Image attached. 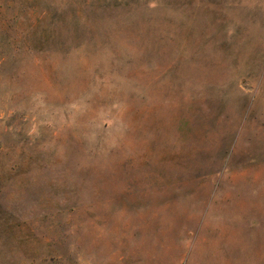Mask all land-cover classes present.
Segmentation results:
<instances>
[{"label":"rangeland","instance_id":"obj_1","mask_svg":"<svg viewBox=\"0 0 264 264\" xmlns=\"http://www.w3.org/2000/svg\"><path fill=\"white\" fill-rule=\"evenodd\" d=\"M0 264H264V0H0Z\"/></svg>","mask_w":264,"mask_h":264}]
</instances>
